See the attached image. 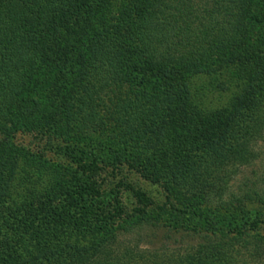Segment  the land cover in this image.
I'll return each instance as SVG.
<instances>
[{
  "label": "trees",
  "instance_id": "trees-1",
  "mask_svg": "<svg viewBox=\"0 0 264 264\" xmlns=\"http://www.w3.org/2000/svg\"><path fill=\"white\" fill-rule=\"evenodd\" d=\"M256 1L0 0V264H264ZM153 188L234 233L166 223Z\"/></svg>",
  "mask_w": 264,
  "mask_h": 264
},
{
  "label": "rangeland",
  "instance_id": "rangeland-1",
  "mask_svg": "<svg viewBox=\"0 0 264 264\" xmlns=\"http://www.w3.org/2000/svg\"><path fill=\"white\" fill-rule=\"evenodd\" d=\"M257 13L263 14L264 13V0H257ZM250 34L256 36H264V23L262 24H254V27L250 29ZM15 144L25 147L26 149L30 150L37 154H44L46 158L51 159L53 161L60 162L61 165L67 166L70 163V160L66 159L64 155L60 152L57 153L56 149L51 148L53 143H46L45 140L41 139V135H36V133H28V132H20L17 134L15 138ZM258 150L261 153V156L264 161V143H260L258 146ZM36 154V155H37ZM259 168V164L256 165ZM254 168H246L240 174V178H236L233 181V185L237 186L240 182L242 176H250L252 177L251 173ZM261 175V176H260ZM259 177L257 178L258 181L263 183L264 180V173H260ZM153 195H155V201L160 205L163 206V210H160L163 221L169 224H177L179 227H207L209 225V229L215 231L216 233L222 232L224 235L229 236L228 232L234 233V227H232L229 223V217L226 214L215 212L202 213L201 215L198 214L197 210L193 207H189L187 202L181 197H176L174 195L169 196V193H164L162 190H156L153 188L152 190ZM169 196V199L168 197ZM123 201L125 203H130L131 198H126L124 196ZM166 201V202H165ZM165 203V204H164ZM250 212L248 213L247 218L249 220V225L257 224L258 231L261 235H264V208L258 206H251ZM242 224V222H241ZM247 225V226H249ZM256 227V228H257ZM236 229V228H235ZM232 236V235H230ZM191 238L185 239V246L188 247L193 244ZM248 261V258L246 257ZM249 263V261L247 262ZM252 264V262L250 263Z\"/></svg>",
  "mask_w": 264,
  "mask_h": 264
}]
</instances>
